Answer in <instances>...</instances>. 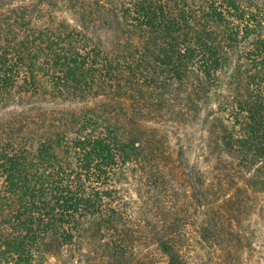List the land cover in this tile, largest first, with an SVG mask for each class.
<instances>
[{"label":"trees","instance_id":"obj_1","mask_svg":"<svg viewBox=\"0 0 264 264\" xmlns=\"http://www.w3.org/2000/svg\"><path fill=\"white\" fill-rule=\"evenodd\" d=\"M250 231L264 0H0V264H240Z\"/></svg>","mask_w":264,"mask_h":264},{"label":"rangeland","instance_id":"obj_2","mask_svg":"<svg viewBox=\"0 0 264 264\" xmlns=\"http://www.w3.org/2000/svg\"><path fill=\"white\" fill-rule=\"evenodd\" d=\"M251 225L258 228L257 222L253 221ZM251 232L247 236L252 245L246 247L244 253L239 251L236 255L241 256V262L243 263L240 264H264V236L262 233L251 234Z\"/></svg>","mask_w":264,"mask_h":264}]
</instances>
